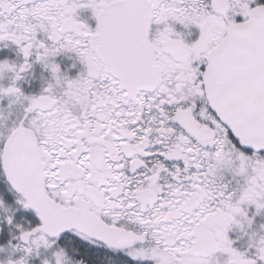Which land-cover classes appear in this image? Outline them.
I'll list each match as a JSON object with an SVG mask.
<instances>
[{"label": "snow or ice", "instance_id": "snow-or-ice-1", "mask_svg": "<svg viewBox=\"0 0 264 264\" xmlns=\"http://www.w3.org/2000/svg\"><path fill=\"white\" fill-rule=\"evenodd\" d=\"M0 264H264V0H0Z\"/></svg>", "mask_w": 264, "mask_h": 264}]
</instances>
